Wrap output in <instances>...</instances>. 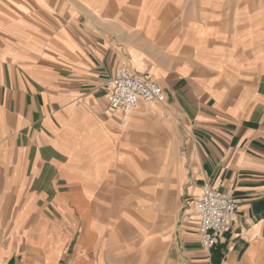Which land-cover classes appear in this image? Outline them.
Instances as JSON below:
<instances>
[{
	"label": "crops",
	"instance_id": "obj_1",
	"mask_svg": "<svg viewBox=\"0 0 264 264\" xmlns=\"http://www.w3.org/2000/svg\"><path fill=\"white\" fill-rule=\"evenodd\" d=\"M121 65L165 102L109 108ZM0 264H264V0H0Z\"/></svg>",
	"mask_w": 264,
	"mask_h": 264
},
{
	"label": "built area",
	"instance_id": "obj_2",
	"mask_svg": "<svg viewBox=\"0 0 264 264\" xmlns=\"http://www.w3.org/2000/svg\"><path fill=\"white\" fill-rule=\"evenodd\" d=\"M106 99L109 108L128 113L140 102H165L166 93L156 81L133 74L121 65L111 78ZM239 202V197L233 193L214 187L207 181L203 183L195 204L197 231L203 247L215 246L230 231Z\"/></svg>",
	"mask_w": 264,
	"mask_h": 264
},
{
	"label": "rangeland",
	"instance_id": "obj_3",
	"mask_svg": "<svg viewBox=\"0 0 264 264\" xmlns=\"http://www.w3.org/2000/svg\"><path fill=\"white\" fill-rule=\"evenodd\" d=\"M157 104V103H156ZM131 112V111H130ZM152 128H154V126L151 125ZM171 157H172V164H171V167H173V169H170V172L168 174H173L174 171H175V168L176 166L175 165V160L177 159V151L174 147V151L171 153ZM131 168H132V171H134V173L138 176L139 174H141L139 168L135 165L134 162L130 161L129 164H128ZM99 169H101L102 167V160H101V157H100V164H99ZM167 174V175H168ZM147 176H150V174L148 173ZM143 179H146V177H144ZM172 197V196H171ZM174 199V206H175V209L178 208V201H177V198L176 197H173Z\"/></svg>",
	"mask_w": 264,
	"mask_h": 264
},
{
	"label": "bare ground",
	"instance_id": "obj_4",
	"mask_svg": "<svg viewBox=\"0 0 264 264\" xmlns=\"http://www.w3.org/2000/svg\"><path fill=\"white\" fill-rule=\"evenodd\" d=\"M167 143H168V140H165L163 142V150H164V154L162 155L163 159H166L168 158L167 154H166V146H167ZM162 159V158H161ZM166 172L164 171V167H163V164H161L160 168L157 170V177H160L162 175H165L166 176ZM140 176V175H139ZM142 230V229H141ZM144 232V231H143Z\"/></svg>",
	"mask_w": 264,
	"mask_h": 264
}]
</instances>
